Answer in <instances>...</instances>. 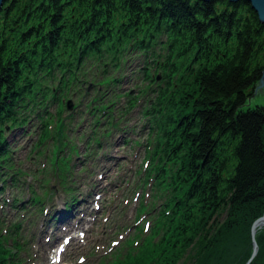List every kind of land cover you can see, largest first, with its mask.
I'll return each mask as SVG.
<instances>
[{
	"label": "trees",
	"instance_id": "trees-1",
	"mask_svg": "<svg viewBox=\"0 0 264 264\" xmlns=\"http://www.w3.org/2000/svg\"><path fill=\"white\" fill-rule=\"evenodd\" d=\"M156 44L165 53L162 61L147 57ZM128 50L143 53L145 83L148 72L159 70L164 84L141 112L159 136L156 159L164 168L153 176L155 185L171 188L173 230L196 233L194 264H245L250 226L264 214V107L241 105L264 67V23L243 0H3L0 169H13L11 138L31 115L46 121L49 105L68 100L86 62L109 63L116 73ZM105 78L94 83L112 92L119 80ZM120 95L129 110L138 104L137 96ZM53 161L54 172L67 169L66 159ZM254 239L257 252L249 264H264V226Z\"/></svg>",
	"mask_w": 264,
	"mask_h": 264
},
{
	"label": "rangeland",
	"instance_id": "rangeland-1",
	"mask_svg": "<svg viewBox=\"0 0 264 264\" xmlns=\"http://www.w3.org/2000/svg\"><path fill=\"white\" fill-rule=\"evenodd\" d=\"M148 50H153L147 52L148 59L155 55L163 60L160 45ZM142 55L137 50L124 52L125 62L116 73L109 69V63L86 62L85 76L76 77L80 82L73 85L68 100L49 105L46 121L44 116L31 115L24 129L11 138L13 169H0V178H4L0 182V258L5 264H141L142 260L143 264H194L200 249H196V233L184 227V231L173 230L177 218L167 212L171 188L155 185L153 173L164 168L156 159L161 154L157 149L159 136L141 110L150 105L164 84L159 70L148 72L147 83L141 79ZM103 70L111 71L99 74ZM112 75L119 80L112 92L94 83L104 77L109 81ZM124 92L137 96L138 104L130 110L125 107V96L120 95ZM113 97L116 101L102 113H93ZM263 98V94L252 95L246 106L264 107ZM111 110L115 113L107 116ZM107 120H111L109 124ZM105 129L111 130L103 136ZM94 130L98 138L92 137ZM93 138L99 139L98 145L93 144ZM72 146L76 151L70 152ZM54 157L67 160L64 172L53 171ZM97 185L98 193H92L90 200L92 216L86 209L82 214L80 210L87 207L77 201ZM78 203V209L68 216ZM99 203L109 210L114 206L110 219ZM95 214H99L98 226L82 237L78 234L81 226L75 231L68 229L79 218L96 221ZM60 220L66 221L63 226V222L56 224ZM49 235L52 242L40 259L38 246ZM71 236L75 238L66 247ZM158 247L161 252L155 253Z\"/></svg>",
	"mask_w": 264,
	"mask_h": 264
},
{
	"label": "bare ground",
	"instance_id": "bare-ground-1",
	"mask_svg": "<svg viewBox=\"0 0 264 264\" xmlns=\"http://www.w3.org/2000/svg\"><path fill=\"white\" fill-rule=\"evenodd\" d=\"M97 169V168H96ZM98 180V179H97ZM91 181V180H90ZM86 182V181H85ZM77 183V182H76ZM73 184V183H72ZM80 185H81V183H80ZM108 185V184H107ZM83 188V187H82ZM97 188H98V185L96 186V187H93V189L94 190H92V189H90L89 191H86V192H84V193H86L84 196H82V197H80L79 198V200L77 201V202H80V203H82L84 206H86L87 208H84L83 210H80V212L82 213V214H84V213H89V215H91L92 216V213H93V208H90L91 207V203H90V200H91V194L92 193H98V190H97ZM85 190V189H84ZM104 189L102 188V191H103ZM111 190V189H110ZM101 194V193H100ZM99 197V196H98ZM99 199H100V197H99ZM107 199V198H106ZM98 206V205H97ZM96 206V207H97ZM78 207H79V203L77 204V207L75 206V205H73L71 208H70V210H69V212L67 213V215L69 216L74 210H76V209H78ZM99 208H100V210L102 211V213L103 214H108V219H110L113 215L110 213L113 209H115L114 208V206L112 207V209H110L109 210V207L108 206H104V207H102V204L101 203H99ZM86 209V212L84 211ZM99 210V211H100ZM101 213V212H100ZM99 213V214H100ZM99 214H95L94 216H93V218L95 219V218H97V220L96 221H92L91 222V220L90 221H88V222H85V220L83 219V218H79L78 220H77V223L75 224V225H73V224H70L69 225V227H68V229H70L71 231H75V229L77 228V227H79V226H81V230L79 231V235H81V237L84 235V234H86L87 233V231H90L91 230V228H96L97 226H98V224H99V220H98V218H99ZM67 218H63L62 220H66ZM61 222H63V221H58L56 224H59V223H61ZM65 222L66 221H64L61 225L63 226L64 224H65ZM55 224V225H56ZM48 224L47 223H45L44 224V226H47ZM88 225V227H86ZM74 238L75 237H73V236H71L69 239H68V241H67V243H66V247H67V245L70 247L71 246V244H72V242H73V240H74ZM52 242V236L51 235H49V237L47 238V240H46V242L45 243H40L39 244V246H38V256L40 257V259H42V258H44V250H47L48 249V246H49V244Z\"/></svg>",
	"mask_w": 264,
	"mask_h": 264
},
{
	"label": "water",
	"instance_id": "water-1",
	"mask_svg": "<svg viewBox=\"0 0 264 264\" xmlns=\"http://www.w3.org/2000/svg\"><path fill=\"white\" fill-rule=\"evenodd\" d=\"M203 1H208V0H203ZM228 1L229 2H236L238 0H228ZM243 1L248 3L250 5V7L254 10V12L257 15L258 21L261 23H264V0H243ZM2 2H3V0H0V8L2 6ZM254 86H255V88H254L252 95H256V94H263L264 95V67L261 71V77L254 83ZM251 96L248 97L247 99L249 100V98H251ZM241 106H246V105H241ZM237 107H240V106H237ZM261 226H264V214L262 216L256 218L250 226L251 253L249 255V258L246 260L245 264H249L251 259L256 254L257 244L254 240V234H255L257 228H260Z\"/></svg>",
	"mask_w": 264,
	"mask_h": 264
}]
</instances>
